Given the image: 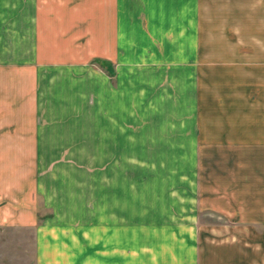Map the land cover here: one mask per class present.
<instances>
[{
	"label": "crops",
	"instance_id": "obj_1",
	"mask_svg": "<svg viewBox=\"0 0 264 264\" xmlns=\"http://www.w3.org/2000/svg\"><path fill=\"white\" fill-rule=\"evenodd\" d=\"M227 44L235 97L204 85ZM3 61L2 219L51 214L37 264H264V0H0Z\"/></svg>",
	"mask_w": 264,
	"mask_h": 264
},
{
	"label": "rangeland",
	"instance_id": "obj_2",
	"mask_svg": "<svg viewBox=\"0 0 264 264\" xmlns=\"http://www.w3.org/2000/svg\"><path fill=\"white\" fill-rule=\"evenodd\" d=\"M227 17L232 20L234 15H227ZM244 32L248 34V30ZM226 36L235 41L236 36L232 32L227 31ZM235 43H237V40ZM209 53L211 55L221 54V57H223L220 61L204 63V69L208 66L207 69L210 71V77L204 79V85L207 84L209 86L210 92L216 95L220 92L224 97L238 96L239 94L232 93H242L243 89L248 93L247 89L250 78L246 72L250 69L248 58L249 46H233L232 44L210 46ZM4 57L5 54L3 53ZM92 64L97 66L99 70L108 71L109 73L113 72L112 65H107L104 60H95ZM8 68L7 62L3 61L0 63V71L8 70ZM219 72L222 76L213 75ZM9 77L10 74L0 72V84L8 85ZM5 121H10V119ZM12 137L14 136L10 135L5 137V140L0 141V153H5L3 156H0V178L3 176L14 178L15 173L17 172L20 175L24 168L20 169V163L23 159H21L17 151L23 147H20L19 143H13ZM43 161L45 166L49 165L47 158H43ZM16 165L17 170L15 172L14 166ZM37 202L40 207L42 205L40 199ZM2 206L0 202V264H37L36 228L42 225L45 217H51V214L45 212L44 206H41L36 226L18 225L14 221L12 223H5L2 219Z\"/></svg>",
	"mask_w": 264,
	"mask_h": 264
}]
</instances>
